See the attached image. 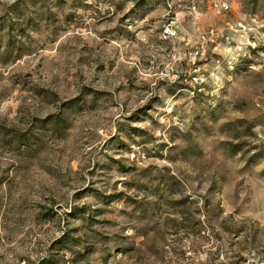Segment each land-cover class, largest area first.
<instances>
[{
	"label": "rangeland",
	"instance_id": "obj_1",
	"mask_svg": "<svg viewBox=\"0 0 264 264\" xmlns=\"http://www.w3.org/2000/svg\"><path fill=\"white\" fill-rule=\"evenodd\" d=\"M0 264H264V0H0Z\"/></svg>",
	"mask_w": 264,
	"mask_h": 264
},
{
	"label": "built area",
	"instance_id": "obj_2",
	"mask_svg": "<svg viewBox=\"0 0 264 264\" xmlns=\"http://www.w3.org/2000/svg\"><path fill=\"white\" fill-rule=\"evenodd\" d=\"M219 6H220V9L223 10V9L228 8V3L227 2H220ZM162 32L164 35H170V34H173L174 30L171 27L170 23H168V24L164 25ZM211 40H213V31L212 30L205 32V33H201V35L198 37L197 44L192 49V53L194 55L203 54L207 49L208 42Z\"/></svg>",
	"mask_w": 264,
	"mask_h": 264
}]
</instances>
